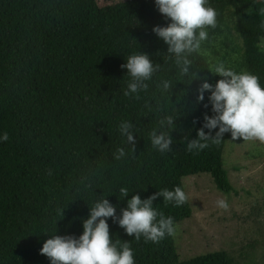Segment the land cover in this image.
<instances>
[{
    "label": "trees",
    "instance_id": "16d2710c",
    "mask_svg": "<svg viewBox=\"0 0 264 264\" xmlns=\"http://www.w3.org/2000/svg\"><path fill=\"white\" fill-rule=\"evenodd\" d=\"M209 2L218 26L190 57V71L201 78L190 83L198 77H183L152 31L170 22L154 0H0V133L9 135L0 143V264H50L40 253L43 243L54 234L81 235L89 207L101 196L119 215L132 195L145 199L183 188L189 175L209 173L219 191L233 190L223 166L230 133L196 154L186 150L187 141L196 138L204 114L212 115L210 105L204 107L207 93L204 102L196 100L202 78L221 79L207 70L211 62L251 72L264 85V4ZM138 52L161 68L139 98L126 97L129 77L121 65ZM165 80L173 85L167 92ZM169 115L176 119L172 150L162 154L149 133L167 130L159 122ZM125 120L138 129L135 152L118 131ZM120 147L129 154L117 161ZM121 187L129 197L120 196ZM153 207L175 224L192 216L189 202L175 207L158 197ZM108 223L112 239L130 242L136 264H235L223 250L183 261L173 236L146 243L111 218Z\"/></svg>",
    "mask_w": 264,
    "mask_h": 264
},
{
    "label": "clouds",
    "instance_id": "9594fccd",
    "mask_svg": "<svg viewBox=\"0 0 264 264\" xmlns=\"http://www.w3.org/2000/svg\"><path fill=\"white\" fill-rule=\"evenodd\" d=\"M260 2L264 4V0ZM154 3L170 22L166 26H155L152 31L167 45V53L174 59L180 74L186 78L198 77L196 72L190 71L194 66L190 57L201 52L203 42L209 39L208 29L218 26L219 13L209 0H154ZM261 14L264 15V8ZM261 27L264 28V23ZM121 67L127 70L129 77L124 95L139 98L141 92L147 91V82L152 80L161 65L154 64L147 53L138 52L129 55ZM207 70L221 79L213 84L207 77L202 78L196 100L204 102L207 93L204 107L207 109L210 105L212 115L204 114L203 125L197 130L196 138L187 141L186 150L196 154L209 148L210 144L219 145L226 133H230L233 141L242 139L264 143V85L260 78L248 71L237 72L222 61L211 62ZM197 79L201 78H191L190 83ZM162 88L167 92L173 85L165 80ZM175 120L169 115L159 122L160 129L167 130L154 128L149 133L152 147L162 154L172 150L170 133L176 127ZM118 131L131 146L130 151L135 152L138 129L134 123L122 121ZM8 140L7 132L0 133V143ZM128 154L125 147H120L113 157L119 161ZM119 192L123 199L129 197L127 187H121ZM158 197H163L164 202L175 207L188 202V194L176 186L172 190L161 189L145 199L139 194L132 195L117 215V206L101 196L89 207L88 217L82 221L81 235H51L43 243L40 253L50 259V264H136L130 242L110 237L108 219L111 218L137 241L143 237L146 243H159L166 236L175 234L176 225L172 216H165L153 207ZM216 205L224 211L229 209L227 198L218 199Z\"/></svg>",
    "mask_w": 264,
    "mask_h": 264
},
{
    "label": "rangeland",
    "instance_id": "374dc122",
    "mask_svg": "<svg viewBox=\"0 0 264 264\" xmlns=\"http://www.w3.org/2000/svg\"><path fill=\"white\" fill-rule=\"evenodd\" d=\"M223 166L229 194L216 188L209 173L183 177L192 216L175 224L177 252L186 261L223 250L235 264H264V143L227 140ZM220 198H227V211L217 207Z\"/></svg>",
    "mask_w": 264,
    "mask_h": 264
}]
</instances>
